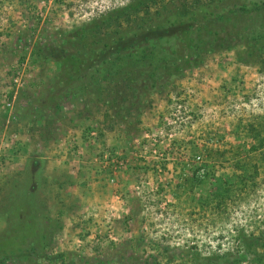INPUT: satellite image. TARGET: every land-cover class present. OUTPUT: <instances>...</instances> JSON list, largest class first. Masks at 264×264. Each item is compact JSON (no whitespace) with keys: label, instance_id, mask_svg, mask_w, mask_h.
<instances>
[{"label":"rangeland","instance_id":"1","mask_svg":"<svg viewBox=\"0 0 264 264\" xmlns=\"http://www.w3.org/2000/svg\"><path fill=\"white\" fill-rule=\"evenodd\" d=\"M127 1L0 0V264H86L119 243L163 263L169 244L175 263L181 245L240 250L242 227L264 240V52L239 60L249 37L203 46L199 65L169 70L162 90L105 103L98 50L119 26L94 17ZM165 1L156 21L191 0ZM228 21L264 26V7ZM43 44L48 52L37 51ZM71 53L84 60L67 73ZM220 183L232 186L223 202L205 201Z\"/></svg>","mask_w":264,"mask_h":264},{"label":"trees","instance_id":"2","mask_svg":"<svg viewBox=\"0 0 264 264\" xmlns=\"http://www.w3.org/2000/svg\"><path fill=\"white\" fill-rule=\"evenodd\" d=\"M166 5L167 2L164 0H129L123 5L104 10L94 17L100 19L98 26L106 28L117 24L119 26L114 30L115 33H118V37H111L109 31L102 48L98 50L100 57L98 68L108 73L109 85L106 83L99 85L96 96L98 98L104 96L105 103H112L114 99L120 101L130 96V102L134 104L138 98V92L142 88L162 90L167 84V75L199 65L203 58V46L208 49L230 48L249 37L253 40L252 43H248L237 51L239 60L247 61V58L255 55L261 56V53L264 52V26L249 27L244 25L240 28L235 23L228 21V18L239 11L252 12L262 9L264 0H211V5L203 3L202 0H191L175 5V11H179L180 16L172 17L167 14V21H156L153 13L159 14L161 7L164 10L170 9L166 8ZM152 7H154V11ZM216 8H219L220 11H216ZM184 15L187 16V19L181 18ZM189 18L194 20L197 18V21L193 23L188 21ZM216 19L219 21V25L217 23L213 25ZM122 20L127 22L124 32H121L124 27L120 28ZM98 30L100 31L101 27L97 29L92 26L90 33L96 34ZM202 31L204 34L201 37ZM169 37L175 39L172 44ZM155 39L168 43L158 50L157 40L156 43L154 42ZM109 49L112 50L106 52ZM37 51L48 52L49 47L43 44L40 49L38 47ZM94 52L96 53V50ZM83 55L82 53H71L65 58L67 73H70L72 68L77 71L84 60ZM172 56L174 57L172 58ZM168 57L173 60L171 67L166 62L158 65V61ZM138 61L141 67L149 64L147 70L143 71L141 67L136 68L137 65L132 66L135 62L138 64ZM76 63L77 65L73 67L72 65ZM119 63L121 65H117ZM116 65L117 67H115ZM137 76L144 78L139 80ZM106 87L109 90L107 94L111 97L103 94ZM132 87H134L133 90L128 94L126 91H121L124 88ZM136 89L140 91L137 92ZM242 170L245 172L246 167ZM244 175V173H239L237 180L243 181ZM231 188L230 183L226 185L220 183L219 186L211 189L204 199L207 202L219 204L223 202L222 200ZM236 237L240 246V250L237 249V251L227 249L222 252H202L196 245H184L183 247L181 245L180 251L182 250L184 255L175 263L172 258L176 253L169 244L163 247V253L168 259L164 263L155 253L140 255L133 251V244L128 247L122 243L115 244L100 254L85 256L84 261L86 264H264V240L261 239L263 231L247 232L242 227L237 230ZM247 256L250 257L245 263L244 260L247 259Z\"/></svg>","mask_w":264,"mask_h":264}]
</instances>
